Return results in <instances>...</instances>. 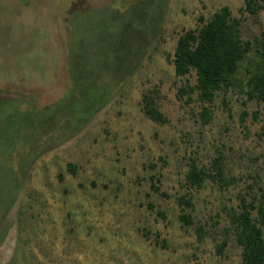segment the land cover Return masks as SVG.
Returning a JSON list of instances; mask_svg holds the SVG:
<instances>
[{
  "label": "rangeland",
  "instance_id": "1",
  "mask_svg": "<svg viewBox=\"0 0 264 264\" xmlns=\"http://www.w3.org/2000/svg\"><path fill=\"white\" fill-rule=\"evenodd\" d=\"M255 1L0 0V264H241L225 210L264 201V103L241 92L256 58L204 125L172 57L221 7L259 37ZM154 88L162 126L142 111ZM219 154L223 182L190 189L189 164L214 175Z\"/></svg>",
  "mask_w": 264,
  "mask_h": 264
},
{
  "label": "trees",
  "instance_id": "2",
  "mask_svg": "<svg viewBox=\"0 0 264 264\" xmlns=\"http://www.w3.org/2000/svg\"><path fill=\"white\" fill-rule=\"evenodd\" d=\"M244 3L241 12L255 15L261 9L255 0H244ZM198 20L202 25L179 36L174 49V76L177 80L185 79L178 88V98L185 104L197 102L201 109V123L209 124L216 100L221 98L226 106V96L235 87L241 64L253 55L256 62L248 66L241 92L246 96L244 105L252 100L264 103V29L259 37L252 40L243 39L240 31L241 21L232 15L228 7H221L207 21L202 17ZM192 74L195 77L193 86L187 80ZM159 99V90L154 88L141 95V106L143 114L150 121L162 126L167 124V119L159 109ZM245 116L246 113L242 112L241 122ZM222 161L223 158L219 154L212 166L214 175L199 168L192 161L185 176L186 184L192 190H200L206 180L223 182ZM155 191L158 192L157 189ZM237 199L236 206L226 208L225 215L228 229L241 248V264H264V201L261 198L256 203L242 196ZM177 205L182 225H191L186 214V210L192 207L190 197L178 198ZM198 239H202L200 231ZM224 246L225 242L217 249V253H221Z\"/></svg>",
  "mask_w": 264,
  "mask_h": 264
}]
</instances>
